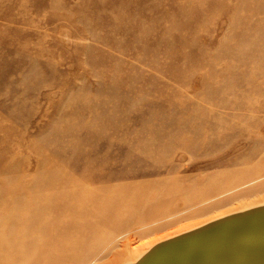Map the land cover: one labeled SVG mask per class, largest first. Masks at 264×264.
<instances>
[{
  "label": "rangeland",
  "instance_id": "obj_1",
  "mask_svg": "<svg viewBox=\"0 0 264 264\" xmlns=\"http://www.w3.org/2000/svg\"><path fill=\"white\" fill-rule=\"evenodd\" d=\"M38 179V214L75 207L45 221L44 264L83 243L128 264L263 205L264 0H0L8 225Z\"/></svg>",
  "mask_w": 264,
  "mask_h": 264
},
{
  "label": "water",
  "instance_id": "obj_2",
  "mask_svg": "<svg viewBox=\"0 0 264 264\" xmlns=\"http://www.w3.org/2000/svg\"><path fill=\"white\" fill-rule=\"evenodd\" d=\"M128 264H264V204L162 240Z\"/></svg>",
  "mask_w": 264,
  "mask_h": 264
},
{
  "label": "bare ground",
  "instance_id": "obj_3",
  "mask_svg": "<svg viewBox=\"0 0 264 264\" xmlns=\"http://www.w3.org/2000/svg\"><path fill=\"white\" fill-rule=\"evenodd\" d=\"M40 180L38 179L30 188L26 189V191L28 193L30 192L29 194L31 195L27 206H21L19 203V199L18 201H14V203H12L11 206L13 208H16L18 210V213L12 216V222L9 225L6 223V221L7 218L11 216H4V208L0 210V264H17L19 260H24V264H44L45 262H41L39 257H36V255L38 254V249H41L42 247H45L47 245L44 241L45 239H47L46 234L48 232L45 221H48L50 216L57 212L59 208H63L66 206L70 207L72 200L68 199L67 201L59 202L56 205V208L50 210V214H46L45 216L38 214V210H40L41 207L47 206V208H50L53 207L54 204L51 198L43 199L42 185L45 186L47 184V181L42 179L40 183ZM71 193L73 194V192ZM186 196H188V193ZM0 201L1 203L8 202L4 199H0ZM72 207L75 209L74 206ZM96 241H98L97 235H92L90 238V243L93 244ZM86 247L87 243H83L79 247L78 257H81V255L84 254L85 251L87 253L85 255V261L81 260L82 258L79 259V263L81 262V264H83L87 260L90 261V259L95 257L97 254L96 251H93L90 254V252L86 250ZM146 251H148V249ZM146 251L139 255L138 258L133 262L137 261ZM52 260L55 262V259H51L50 261ZM62 264H73V262L68 258L67 260L66 258H64Z\"/></svg>",
  "mask_w": 264,
  "mask_h": 264
}]
</instances>
